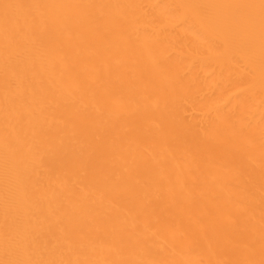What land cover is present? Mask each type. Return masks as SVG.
I'll return each mask as SVG.
<instances>
[{
	"label": "bare ground",
	"instance_id": "obj_1",
	"mask_svg": "<svg viewBox=\"0 0 264 264\" xmlns=\"http://www.w3.org/2000/svg\"><path fill=\"white\" fill-rule=\"evenodd\" d=\"M0 264H264V0H0Z\"/></svg>",
	"mask_w": 264,
	"mask_h": 264
}]
</instances>
